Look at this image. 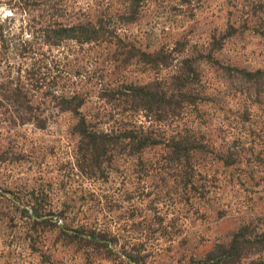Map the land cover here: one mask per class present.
Masks as SVG:
<instances>
[{"label": "rangeland", "instance_id": "374dc122", "mask_svg": "<svg viewBox=\"0 0 264 264\" xmlns=\"http://www.w3.org/2000/svg\"><path fill=\"white\" fill-rule=\"evenodd\" d=\"M127 1L0 0L11 13H0V264H201L218 260L239 233H264V94L253 102L239 83H225L205 63L199 65L202 89L211 98L198 106L190 126L214 152L197 168L195 198L168 195L170 182L153 169L138 172L126 157L95 175L71 167L77 140L69 135L72 119L61 113L60 97L86 96L79 112L93 115L105 111L96 98L101 85L147 84L170 71L156 73L135 60L119 69L117 53L105 45H42L41 30L117 14ZM182 1L149 0L138 22L118 32L137 49L183 39L193 51L232 25L240 31L216 60L264 69V0ZM157 154L149 150L143 157L154 162ZM62 223L104 236L98 243L69 241L59 231ZM259 257L264 254L242 262Z\"/></svg>", "mask_w": 264, "mask_h": 264}, {"label": "trees", "instance_id": "16d2710c", "mask_svg": "<svg viewBox=\"0 0 264 264\" xmlns=\"http://www.w3.org/2000/svg\"><path fill=\"white\" fill-rule=\"evenodd\" d=\"M147 2L149 0H128L114 15L107 11V15L88 16L84 21L53 23L41 30L39 41L49 47L67 42L99 47L105 45L106 50L108 46L117 53L115 61L119 62V69L135 60L156 73L170 71L164 79H155L147 84L101 85L96 98L105 111L93 115L79 112L86 107L87 99L79 93L70 98L60 97L59 109L61 113L70 115L72 125L69 135L77 140L72 168L84 175H95L105 163L112 166L116 158L126 157L135 161L131 165L138 172L149 174L153 169L159 180L170 182L171 186L166 190L168 195L176 194L181 199L183 194L186 196L184 201L189 202L195 198L199 188L195 176L197 168L204 156L214 152L205 137L190 126L193 113L199 115L198 106L211 98L202 89L199 65L205 63L215 68L222 74L225 83H239V92L245 91L255 103H259V96L264 94V69L248 71L221 65L216 60L214 54L240 31L232 25H228L218 37L212 34L202 50L186 49L187 42L183 39L149 50L137 49L133 44L128 46L125 37L118 31L123 26L136 24ZM51 16L54 14L51 13ZM27 76L31 80L34 70ZM56 84L55 80L48 87V96ZM16 87L15 93L22 94L21 88ZM96 117L105 118V121L96 123ZM197 117L201 119V116ZM35 127L45 129L38 124ZM154 149L158 150L155 161L145 160L143 155ZM222 160L225 165L232 164L227 157ZM59 231L69 241L98 243L104 236L91 230L70 229L66 223H62ZM253 254H264V233L254 237L239 233L218 260L208 257L201 264H243L242 260ZM246 264H264V259L259 257V260H249Z\"/></svg>", "mask_w": 264, "mask_h": 264}, {"label": "clouds", "instance_id": "9594fccd", "mask_svg": "<svg viewBox=\"0 0 264 264\" xmlns=\"http://www.w3.org/2000/svg\"><path fill=\"white\" fill-rule=\"evenodd\" d=\"M0 13H3L4 15H11V13L10 12H8V11H6L5 9H3V8H0Z\"/></svg>", "mask_w": 264, "mask_h": 264}]
</instances>
